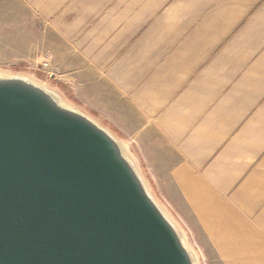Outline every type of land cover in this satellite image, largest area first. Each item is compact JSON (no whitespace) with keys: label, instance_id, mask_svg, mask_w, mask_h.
<instances>
[{"label":"crops","instance_id":"1","mask_svg":"<svg viewBox=\"0 0 264 264\" xmlns=\"http://www.w3.org/2000/svg\"><path fill=\"white\" fill-rule=\"evenodd\" d=\"M91 18L89 104L221 264H264V0H106Z\"/></svg>","mask_w":264,"mask_h":264},{"label":"water","instance_id":"2","mask_svg":"<svg viewBox=\"0 0 264 264\" xmlns=\"http://www.w3.org/2000/svg\"><path fill=\"white\" fill-rule=\"evenodd\" d=\"M116 138L0 75V264H195Z\"/></svg>","mask_w":264,"mask_h":264},{"label":"rangeland","instance_id":"3","mask_svg":"<svg viewBox=\"0 0 264 264\" xmlns=\"http://www.w3.org/2000/svg\"><path fill=\"white\" fill-rule=\"evenodd\" d=\"M105 1L0 0V73L48 86L61 94L63 104L110 132L103 110L89 104V64L81 61L87 54L91 12V21L100 19ZM159 177L142 174L156 203L182 229L198 264H221L201 237L199 223L188 220L186 208L170 204L168 190L158 188Z\"/></svg>","mask_w":264,"mask_h":264},{"label":"bare ground","instance_id":"4","mask_svg":"<svg viewBox=\"0 0 264 264\" xmlns=\"http://www.w3.org/2000/svg\"><path fill=\"white\" fill-rule=\"evenodd\" d=\"M1 74H2V73H0V75H1ZM2 75H6V74H2ZM28 81H30V82H32L33 84H35V85L41 87L43 90H45L46 92H48L49 94H51L54 98H56L57 100H59V102H61L62 104H63V102H65L64 99L61 97V94H60V93L51 90L48 86H46V85H44V84L37 83V82H35V81H33V80H28ZM116 140H117V142H118L120 145H123V148L125 147L126 151L128 152L126 146H125L124 144H122V142H121L118 138H116ZM129 154H130V153L128 152L127 156L130 157V158H128V159L134 164L135 168L137 169V165H136L134 159H133ZM139 173H140V172H139ZM140 175H141L140 177H141L142 181L144 182V185L146 186V188H147V190H148V193L150 194V196H151L152 198H154V196H153V194L151 193V190H150V188H149V186H148V183L142 178V174H141V173H140ZM154 200H155V198H154ZM155 201H156V200H155ZM158 205H159L160 208L162 209V207H161L162 205H160V204H158ZM162 210H163V209H162ZM163 212L165 213V215L169 218V220L172 222V224L175 226V228H176L177 231L179 232L180 236L182 237V240L184 241V244L186 245L188 251L190 252V254H191V256H192V258H193V260H194V263H195V264H198L197 257H196V255L194 254V252L192 251V249L190 248L191 246L188 244V241L186 240V238H185V236H184V234H183V232H182V229H181V228L175 223V221H173V220L170 218V216H168V214L165 212V210H163ZM169 214H170V213H169ZM172 218H173V217H172Z\"/></svg>","mask_w":264,"mask_h":264}]
</instances>
